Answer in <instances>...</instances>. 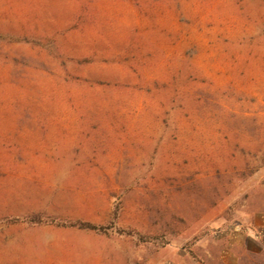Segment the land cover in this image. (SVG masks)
<instances>
[{"label": "rangeland", "instance_id": "1", "mask_svg": "<svg viewBox=\"0 0 264 264\" xmlns=\"http://www.w3.org/2000/svg\"><path fill=\"white\" fill-rule=\"evenodd\" d=\"M26 263L264 264V0H0V264Z\"/></svg>", "mask_w": 264, "mask_h": 264}, {"label": "trees", "instance_id": "2", "mask_svg": "<svg viewBox=\"0 0 264 264\" xmlns=\"http://www.w3.org/2000/svg\"><path fill=\"white\" fill-rule=\"evenodd\" d=\"M79 10H80V12H79ZM75 11H76V14L74 13L75 14L74 15L75 19L73 20L72 24H69V26H63V27H58L57 28V30L55 31V34L53 35L54 36V38H53L54 42L56 41V38H57L56 36L58 34H66L67 35L71 31H75V32L79 31V32L85 33V31H87V30H93L92 26L90 25V23H88L90 21V20H88V18L90 17L89 13L87 12L88 10H86V9L84 10V9H82V8H80L78 6L77 10H75ZM84 11H86V12L84 13ZM50 79L56 81L58 83L57 86H62L63 87V86L66 85L65 82L62 83V82H60V81H58L56 79H52V78H50ZM100 84H102V83H100ZM61 100H66L67 101L65 95L61 98ZM35 219H37V221L40 220V218H38V217H35ZM75 223L77 225H79L80 228L95 229V230L99 229L98 226L95 223H92V222L77 221Z\"/></svg>", "mask_w": 264, "mask_h": 264}, {"label": "crops", "instance_id": "3", "mask_svg": "<svg viewBox=\"0 0 264 264\" xmlns=\"http://www.w3.org/2000/svg\"><path fill=\"white\" fill-rule=\"evenodd\" d=\"M26 264H33V263H26Z\"/></svg>", "mask_w": 264, "mask_h": 264}]
</instances>
